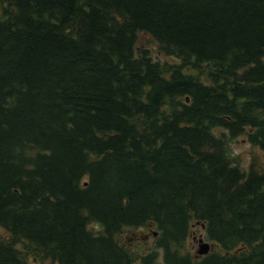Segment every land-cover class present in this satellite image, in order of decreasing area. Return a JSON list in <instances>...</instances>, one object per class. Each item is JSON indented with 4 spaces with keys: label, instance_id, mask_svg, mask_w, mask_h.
Segmentation results:
<instances>
[{
    "label": "trees",
    "instance_id": "16d2710c",
    "mask_svg": "<svg viewBox=\"0 0 264 264\" xmlns=\"http://www.w3.org/2000/svg\"><path fill=\"white\" fill-rule=\"evenodd\" d=\"M241 134L264 152V0H0V264H264Z\"/></svg>",
    "mask_w": 264,
    "mask_h": 264
},
{
    "label": "rangeland",
    "instance_id": "374dc122",
    "mask_svg": "<svg viewBox=\"0 0 264 264\" xmlns=\"http://www.w3.org/2000/svg\"><path fill=\"white\" fill-rule=\"evenodd\" d=\"M136 47L138 49L146 48L153 55H156L160 59H165L171 62H176L174 57H166L157 51V45L152 37L146 32H139L137 34ZM229 150L232 156L237 157L239 164L243 168H247L251 161L255 160L256 163L261 164L264 161V152L257 146L251 145L245 134H241L235 138H232L229 142ZM94 230L98 228L94 226ZM153 228L151 226H144L140 228H127L122 233L120 238L127 243L135 252L144 253L153 247V240L156 235L153 233ZM0 235L6 236L7 232L0 227ZM195 237V240L194 238ZM201 237L204 241L212 244L211 241L207 240L205 231L200 224H194L190 233L183 245V251H188L197 254V249L199 247V242L197 239ZM213 249L218 248L214 244L211 245ZM162 250H159L161 254ZM200 255V254H199ZM161 261V257L159 258ZM33 262L31 259L29 260ZM47 261V260H45ZM48 263V262H46Z\"/></svg>",
    "mask_w": 264,
    "mask_h": 264
},
{
    "label": "water",
    "instance_id": "95a60500",
    "mask_svg": "<svg viewBox=\"0 0 264 264\" xmlns=\"http://www.w3.org/2000/svg\"><path fill=\"white\" fill-rule=\"evenodd\" d=\"M197 241L199 242L197 253L200 255L206 254L210 250L211 245L207 241H204L201 237H199Z\"/></svg>",
    "mask_w": 264,
    "mask_h": 264
}]
</instances>
